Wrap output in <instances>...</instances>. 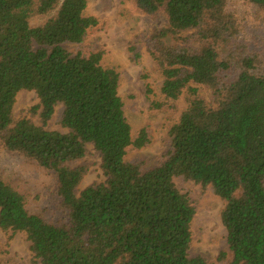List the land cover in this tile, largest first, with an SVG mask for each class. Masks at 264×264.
<instances>
[{
    "label": "trees",
    "instance_id": "16d2710c",
    "mask_svg": "<svg viewBox=\"0 0 264 264\" xmlns=\"http://www.w3.org/2000/svg\"><path fill=\"white\" fill-rule=\"evenodd\" d=\"M132 4L165 19L147 40L162 77L152 110L185 104L166 154L145 172L126 157L151 136H132L119 75L102 66L101 50L85 46L98 25L88 0H0V153L39 175L26 173L28 187L0 175V229L23 233L40 264H264V0ZM21 92L39 104L16 119ZM59 106L66 134L47 130ZM88 147L105 182L78 194L88 171L68 164ZM176 179L222 202L227 250L212 263L190 257L198 205Z\"/></svg>",
    "mask_w": 264,
    "mask_h": 264
},
{
    "label": "rangeland",
    "instance_id": "374dc122",
    "mask_svg": "<svg viewBox=\"0 0 264 264\" xmlns=\"http://www.w3.org/2000/svg\"><path fill=\"white\" fill-rule=\"evenodd\" d=\"M86 12L98 21V25L89 31L85 46L89 51L101 50L102 66L114 69L119 75L118 93L124 103L125 116L132 136L141 129H146L151 136L152 142L144 151L130 152L126 157L128 162L142 161L145 172L161 162L168 150L167 131L177 123L185 109V104L180 103L174 111L152 110L153 103L161 101L162 77L147 51V40L154 30L165 26V19H150L134 11L132 0H88ZM38 104L33 92H21L16 97L13 115L16 119L29 116L28 112ZM61 112L62 107H57L48 123V131L67 133L57 122ZM30 117L33 118L34 124H39L37 116L32 117L30 114ZM100 163L99 154L88 147L82 159L68 164L72 169L79 166L87 168V175L79 185L78 194L90 185L105 182ZM29 172L30 177L39 176L34 172V168L24 161L0 153V175L3 177L10 175L19 183L24 181L26 184ZM18 175H22L24 180H17ZM174 183L181 194L198 205L191 225L190 257L202 256L212 263L221 252L227 250V232L220 220L222 202L212 191L201 189L191 182L176 179ZM26 185L29 186L28 183ZM0 262L40 264L33 258L23 233L4 232L1 229Z\"/></svg>",
    "mask_w": 264,
    "mask_h": 264
}]
</instances>
